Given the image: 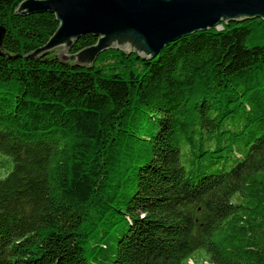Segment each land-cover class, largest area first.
<instances>
[{"label":"trees","instance_id":"trees-1","mask_svg":"<svg viewBox=\"0 0 264 264\" xmlns=\"http://www.w3.org/2000/svg\"><path fill=\"white\" fill-rule=\"evenodd\" d=\"M23 1L0 0V264H264V20L87 66L32 56L59 22Z\"/></svg>","mask_w":264,"mask_h":264},{"label":"water","instance_id":"water-1","mask_svg":"<svg viewBox=\"0 0 264 264\" xmlns=\"http://www.w3.org/2000/svg\"><path fill=\"white\" fill-rule=\"evenodd\" d=\"M21 14L52 12L59 22L48 42L32 56L58 51L62 60L93 66L107 49L154 58L171 42L223 23L260 18L264 0H24ZM85 34L96 44L70 55L69 47ZM5 28L0 27V46Z\"/></svg>","mask_w":264,"mask_h":264},{"label":"rangeland","instance_id":"rangeland-1","mask_svg":"<svg viewBox=\"0 0 264 264\" xmlns=\"http://www.w3.org/2000/svg\"><path fill=\"white\" fill-rule=\"evenodd\" d=\"M241 21H243V20H241ZM223 28V26L222 25H220V26H218L217 27V29H222ZM57 52L59 51V50H56ZM96 61V60H95ZM191 264H194V262L193 261H191Z\"/></svg>","mask_w":264,"mask_h":264}]
</instances>
